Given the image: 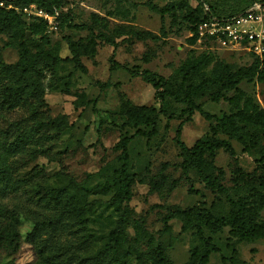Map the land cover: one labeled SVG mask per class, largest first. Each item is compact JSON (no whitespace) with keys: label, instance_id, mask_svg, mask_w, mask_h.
Returning <instances> with one entry per match:
<instances>
[{"label":"rangeland","instance_id":"obj_1","mask_svg":"<svg viewBox=\"0 0 264 264\" xmlns=\"http://www.w3.org/2000/svg\"><path fill=\"white\" fill-rule=\"evenodd\" d=\"M209 1L224 13L241 10L249 4V0ZM20 3L18 5L22 7L37 5L35 2ZM199 3L200 7L208 4L207 0H62L60 7H42L53 15L55 26L41 17H29L21 12L27 22H41L36 33L26 26L25 39L52 50L61 59L72 56L71 43L86 44L90 30L110 37L117 45L114 47L99 40L94 54L81 56L87 71L76 68L74 62L61 60L56 69L46 72L41 80L45 104L38 112L52 118L64 115L71 126L57 133L43 134L44 147L33 148L37 156L19 159L21 176L32 171L44 172L45 175L38 178L49 189L50 204L53 205L46 208L47 205L29 203L25 193L0 197V229L8 215L18 213L20 235L13 254L1 247L0 264H57L59 261L101 264L103 256L104 264H108L112 254L106 249L108 236L126 205L128 224L124 250L128 252L126 258L131 264H160L158 246L167 256V264L188 262L192 248L198 243L196 231H183L182 221L177 217L169 219L166 231L164 224L169 209L189 208L204 201L207 206L217 203V209L223 212L226 207L223 196L197 180L194 186L200 193H188L189 182L181 169L182 158L174 140L180 120L168 121L167 117L160 116L158 134L149 142L143 136H135L130 141L129 170L136 174L137 180L132 185V198L122 206L112 203L111 198L115 171L121 164L120 151L115 145L122 137L131 136L137 130L124 113L126 104L160 108L154 87L131 71L150 70L169 78L188 57L202 53L212 56L213 63L221 61L240 67L250 66L258 59L264 67V52L257 54L251 50L248 41L227 40L222 34L207 33L201 27ZM138 32L151 35L142 39ZM12 34V30L3 31L0 26V83L4 81L6 66L19 60L18 50L7 44L12 40ZM114 51L115 59L124 68L111 69ZM18 83L14 76L12 85ZM239 88L264 109V83L242 81ZM235 94V90L227 91V99L218 102L204 95L197 98V102L205 111L221 117L233 112L228 98ZM171 104L178 111L183 106ZM29 108L27 103H22L3 111L0 132L16 129L13 124L18 128L26 124L34 128L37 121ZM209 123L196 111L183 126L182 140L188 146L193 145L209 133ZM140 128L150 130L146 125ZM259 129V132L252 130L253 139L258 138L259 143L250 151L245 152L241 143L231 139L234 156L223 150L217 152L216 165L224 171L226 187L236 189L233 178L237 169L253 174L250 189L263 177V171L256 163L264 151V128ZM217 137L228 140L222 132ZM190 176L193 178L192 174ZM140 178L142 182L138 181ZM108 187L111 189L107 190ZM247 190L249 187L239 189V193ZM261 219L264 220V209ZM53 221L67 222L71 229L60 233L47 227L35 240L28 239L27 235L37 223ZM229 230L225 227L212 233L205 229V234L212 237L219 249L211 254L209 264H222V256L232 255L251 264H264V239L241 242L231 236Z\"/></svg>","mask_w":264,"mask_h":264},{"label":"trees","instance_id":"obj_2","mask_svg":"<svg viewBox=\"0 0 264 264\" xmlns=\"http://www.w3.org/2000/svg\"><path fill=\"white\" fill-rule=\"evenodd\" d=\"M19 2L23 4L35 2L39 8L50 9L60 7L62 0H12L17 7ZM253 0H249L246 8L238 11L224 13L216 9L207 0L204 7L199 3L197 7L201 13L200 21H206L211 17L228 18L247 9ZM20 3V4H21ZM40 5V6H39ZM41 22H27L20 11L0 7V26L12 30L11 41L7 44L14 47L19 52V60L14 64L7 65L4 81L0 83V114L8 109L27 103L33 119L36 120L34 128L26 124L22 128H10L0 132V197L5 198L10 194L24 195L27 202H36L39 205L50 208L51 196L49 189L44 185L39 176H44L43 171L29 172L24 176L19 174V159L34 158L37 156L33 148L44 147L43 134L59 132L71 126L66 120V116L55 118L44 116L43 112H38L43 106L42 96L44 92L41 80L46 72H53L57 64L62 60L74 62L76 68L85 72L87 68L81 61V56L86 53L94 54L99 40L116 47L110 37L95 33L90 30V38L86 44L71 43V57L61 59L58 54L50 49L39 46L32 39H25L26 26L36 33ZM43 24V23H42ZM149 32H138V36L145 39L150 36ZM35 45V49L32 48ZM115 51L110 59L111 69L124 68L116 59ZM207 53L199 56L188 57L169 78L154 73L150 70L131 71L135 75H141L156 90V96L160 100V108L146 107L143 105L126 104L124 113L130 117L132 125L137 128L131 136L122 137L115 149L120 151L119 159L121 164L115 171L114 194L111 202L122 206L132 198V185L136 180V174L129 170V143L135 136L147 137L150 139L158 134V121L160 116L167 117V120H180L176 130L174 140L179 147L180 166L189 182L188 193L199 194L194 184L197 180L216 193L225 198V212L217 209V203L207 206L206 201L200 202L189 208L172 207L169 209L168 217L165 218V229L167 231L168 221L172 217H177L182 221V230L195 229L198 243L191 250L190 258L186 264H209L212 253L219 252L211 236L205 234V229L212 233L219 232L225 227H229V234L241 242H254L264 239V220L261 219V212L264 209V175L258 184L254 182L253 174L246 173L240 169L234 171L233 183L236 187L229 188L223 184L224 171L216 165V156L219 150H223L234 156L235 150L230 142L231 139L238 141L248 152L259 143V139H253L252 130L259 132V128H264V109L254 99L239 88L242 81L251 82L257 80L264 83V67L257 59L250 66L236 67L233 64L217 61ZM8 68L10 70H8ZM14 76L18 85L13 86ZM8 82V84H7ZM106 85V84H104ZM235 90L236 94L228 98L232 105L233 112L224 114L221 117L203 109L197 98L208 95L213 102L227 99L226 92ZM171 102L182 104L178 111ZM198 111L207 121H209V133L199 138L193 145L188 146L181 138L182 129L186 122L191 120L194 113ZM215 121V124L212 121ZM150 127L149 131L143 130L140 126ZM168 124H166V128ZM222 132L228 136V140L218 138ZM12 133V139H10ZM252 143V144H250ZM36 151V150H35ZM38 153V152H37ZM36 154V156H35ZM264 174V151L256 160ZM193 175V178L190 175ZM142 178L138 181L142 182ZM249 187L245 193H239V189ZM109 188V189H108ZM110 190L111 187H108ZM17 196V197H18ZM49 201V202H48ZM221 202V201H219ZM218 202V203H219ZM57 207V206H56ZM7 220V222H6ZM5 225L0 229V249L3 247L13 254L18 247L20 238L18 231L19 215H8L4 220ZM127 205L118 218L114 228L109 233L106 249L112 252L108 264H131L127 260L124 250L126 243L127 228ZM50 227L54 231L65 232L71 226L64 221L39 222L34 230L30 232L28 239L35 240L39 233ZM237 252V250H234ZM157 255L160 264H167V256L161 246L157 248ZM100 263L104 264V256L100 258ZM222 264H251L242 260L239 256L232 255L228 258L221 257ZM57 264H64L59 261ZM97 264V263H96Z\"/></svg>","mask_w":264,"mask_h":264},{"label":"built area","instance_id":"obj_3","mask_svg":"<svg viewBox=\"0 0 264 264\" xmlns=\"http://www.w3.org/2000/svg\"><path fill=\"white\" fill-rule=\"evenodd\" d=\"M0 7L23 12L29 17L38 16L51 25H56L53 15L34 4L17 7L12 0H0ZM201 27L205 28L210 35L222 34L227 40L248 41L251 50L262 54L264 52V0H253L247 9L228 18L211 17L203 21Z\"/></svg>","mask_w":264,"mask_h":264}]
</instances>
